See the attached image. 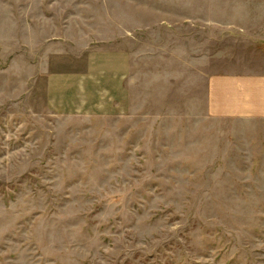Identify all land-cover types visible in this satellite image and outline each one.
Segmentation results:
<instances>
[{"label": "rangeland", "instance_id": "obj_1", "mask_svg": "<svg viewBox=\"0 0 264 264\" xmlns=\"http://www.w3.org/2000/svg\"><path fill=\"white\" fill-rule=\"evenodd\" d=\"M264 57V0H0V264H264V117L206 79Z\"/></svg>", "mask_w": 264, "mask_h": 264}, {"label": "crops", "instance_id": "obj_2", "mask_svg": "<svg viewBox=\"0 0 264 264\" xmlns=\"http://www.w3.org/2000/svg\"><path fill=\"white\" fill-rule=\"evenodd\" d=\"M239 60L229 73L206 79L208 112L235 118L264 117V57Z\"/></svg>", "mask_w": 264, "mask_h": 264}]
</instances>
